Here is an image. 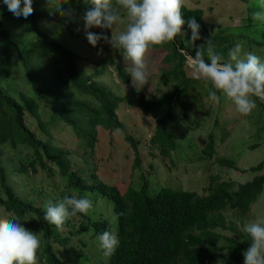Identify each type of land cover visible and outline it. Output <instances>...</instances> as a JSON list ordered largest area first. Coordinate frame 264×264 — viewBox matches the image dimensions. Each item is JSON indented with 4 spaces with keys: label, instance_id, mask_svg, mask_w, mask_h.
I'll list each match as a JSON object with an SVG mask.
<instances>
[{
    "label": "trees",
    "instance_id": "obj_1",
    "mask_svg": "<svg viewBox=\"0 0 264 264\" xmlns=\"http://www.w3.org/2000/svg\"><path fill=\"white\" fill-rule=\"evenodd\" d=\"M61 4L64 10L72 9L73 13H83L86 7L82 0H62ZM36 6L33 0V9ZM181 7L185 21L194 17L200 25L201 39L193 45L191 32L184 24V34L178 33L174 42L152 45L151 50H157L153 57L162 55L161 73L155 82L148 77V83L136 88L118 50H115L117 55L100 58L99 65L40 29L42 21L57 23L78 43L80 33L73 31L68 21L36 9L27 19L16 18L0 0V81L6 82L12 77L14 62L19 57L31 88V93H18L17 97H10L0 89V209L10 219L28 221L30 228H38L42 244L37 254L40 260L45 258L47 264H65L58 254L69 245L70 236L89 234L97 241L96 235L109 228L119 236L116 251L94 263L83 256L73 264H244L242 253L251 238L239 231L234 219L243 222L242 217L250 213L253 204L263 195L264 160L248 170H240L234 160L216 158V135L211 132L201 156L195 160L208 163L215 159V165L252 176L250 181L238 184L212 175L206 195L169 186L158 187L150 195V183L144 173L139 187L129 183L125 192L117 183L107 184L100 175L103 173V177L111 179L121 173L114 162V148H110L109 154L100 153L107 132L110 147H114L115 135L119 134L116 129L121 130L128 143L133 169L143 167L145 144L130 135L122 122L121 111L126 109L139 110L154 120L155 129L147 152L153 156L155 150L164 161L174 164L172 154L178 143L173 129L177 120L187 119L191 112L200 111V103L208 99V89L202 80L193 78L194 69L187 64L181 49L195 55V48L211 40L216 52L227 60L229 50L243 40L247 41L249 50L252 46L264 48V26L254 25L249 16L246 26L234 30L253 27L258 32L256 38L249 39L248 34H237L220 25L210 27L202 7L187 5L185 0ZM3 18L15 19L32 32L29 51L7 30ZM125 18L128 19L126 26L130 18ZM93 29L95 33L111 36L108 29ZM103 44L106 49L110 48L105 42ZM37 56L43 58L47 77L36 76L33 70L30 60ZM82 62L90 63L92 69L84 67ZM108 77L112 85L103 82ZM225 99L221 98L218 108H223ZM249 121L257 129L251 138L261 140L264 137V103L257 100ZM60 123L74 137L69 146L55 142V131ZM22 146L32 151L33 159L28 162L19 158L15 169L6 163L3 152ZM258 147L256 143L251 148ZM116 148L127 150L126 145ZM208 169L205 164L203 170ZM28 170L33 174L45 172L49 177H59L63 190L53 202L76 190L81 196H90L93 208L87 214L78 213L67 219L62 226L49 224L44 220L45 208L37 204L36 198L22 197L14 183V175L24 176ZM31 187V193L39 188L38 185ZM45 189L41 185L39 192L46 193ZM100 202L112 206L113 220L99 214ZM119 213L123 215L118 216ZM63 228L69 231H62Z\"/></svg>",
    "mask_w": 264,
    "mask_h": 264
},
{
    "label": "rangeland",
    "instance_id": "obj_2",
    "mask_svg": "<svg viewBox=\"0 0 264 264\" xmlns=\"http://www.w3.org/2000/svg\"><path fill=\"white\" fill-rule=\"evenodd\" d=\"M61 1L62 0H49L47 6L46 0H36L37 6L34 9L47 12L54 11L50 8L60 5ZM113 2H115V0H113ZM185 2L187 5L204 8L205 19L210 27L220 25L231 31L234 30V28H240L243 25L246 26L248 24L246 21L248 16V19H251L250 22H254L251 18V14L259 10L256 7L257 0H245L246 3L240 0H185ZM82 14L81 12L73 13L71 17H62L56 14L65 21L71 23L73 31L80 33L78 43H76L72 35L63 26L57 23L47 21V24H42L41 22L40 29L65 47L79 53L83 58H89L91 61L101 65L100 58L110 57L112 54L117 55L118 52L116 54L115 49L111 47L106 49L103 44L104 41H100L96 47L88 43L81 20ZM121 15L123 19L114 26L113 29L117 36L121 31L125 30V23L128 22V19L125 18L127 13L121 10ZM3 22L11 35L17 39L26 51H29L31 36H33L32 32H29L23 24L15 19L3 18ZM254 25L258 26L255 22ZM77 29H79V31H77ZM254 29L255 28L250 27L248 29H242L241 31H234L237 34H248L250 37L249 39H251L258 36V32ZM91 31L95 32V29H91ZM240 45H243L242 50L244 51H242V54L243 52H252L259 56L261 60H264V48L252 46L249 50L247 41L245 40H243L242 43L240 42ZM149 47L145 55L148 77L155 82L159 73H161L162 55L159 54L154 58L153 56L157 54V50H151L152 45H149ZM30 63L33 70L36 71V76L42 78L48 76V72L43 67V58L37 56L36 59L30 60ZM82 64H85L84 67L92 69L90 63L82 62ZM103 82L107 85H112L110 77L105 78ZM0 89L10 97H17L18 93H31L30 82L27 79L26 71L19 57L14 62L12 77L6 82L0 81ZM228 104H233L234 106H228ZM200 105V111H193L189 118H180L176 122L177 125L175 126L176 128L173 129V134L177 139L178 146L172 154L173 165L168 161H164L157 151H152L153 156L147 152L149 149V140L153 136L155 129L154 120L149 119L148 117L150 116L139 110L126 109L121 111V120L127 125L130 135H133L138 141L140 139L143 140L142 142L145 144L143 147L144 153H142V158L144 156L145 161L141 170H134V161L130 154L128 143L125 142L124 134L119 132V134L115 135L114 147H110L107 132L103 136V143L105 146L101 149L100 153L109 154L111 152L110 148H114L113 151H116L114 162L116 167L118 166L121 169V173L119 176L113 175L111 179H109V177H103V173H100L102 179L104 178L103 180L110 185L117 183L119 187H122L123 192H125L129 183L138 188L140 185V177L144 173L146 174V179L148 178L147 180L150 183V195H153L158 187L167 186L173 187V189L189 190L197 192L199 195H206L208 194L209 188L208 179L212 175H217L225 181L232 180L238 184H244L250 181L252 176L228 169L227 167L215 165V159L208 163L204 161L198 162L195 159L201 156V151L206 147L208 142V135L213 132L216 135V158L224 157L225 159L234 160L240 170H248L261 163L264 160V137L261 140L251 138L257 132V129L253 127L249 121V118L253 114V110L247 115L241 114L237 110L234 102L230 99L224 100L223 108H218L220 106L212 102L209 98L202 100ZM65 128L67 127L62 123L57 125L58 130L55 131V142L63 144L64 146H69L74 140V137L69 134V129ZM256 143L259 144V147L252 149L251 147ZM124 145H126L127 150L116 148ZM73 147L74 149L76 148L75 145H73ZM3 153L6 163L15 169L18 167L19 158L28 162L33 159L32 151L23 146L13 151H5ZM205 164L208 165L209 171L203 170ZM151 165L153 168H151ZM14 176V183L20 191V195L22 197H29V199L36 198L37 204L42 205L43 208H45V204L48 200L53 201L57 194H60L63 190L60 185L61 181L59 177H49L45 172L33 174L28 170V173L24 176ZM31 185H38L39 188L43 185L46 188V193H40L39 188L31 193ZM44 195L47 196L45 197ZM0 210V219L9 218L2 209ZM111 210L112 206L107 202H100L98 205L99 214L104 215L105 218H112ZM234 220L237 223L239 231H243L244 227L252 222H258L264 225V194L253 204L250 213L242 217L241 220L243 222L236 219ZM19 222L29 231L33 233L37 232V234L41 233L39 230V232L37 231L38 228L36 227L30 228L28 221H24L23 223L21 221ZM62 231L68 232L69 230L63 228ZM70 238L69 245L67 244L63 251L58 254L65 264L76 263L79 257L83 256L89 259L91 258V263L107 258L98 247V242L92 240L89 234H78L70 236ZM81 241H84L86 246H83ZM56 247L57 249L60 248L59 246ZM39 250H41V247L37 252ZM37 264H47L46 259L43 258L40 260L37 254Z\"/></svg>",
    "mask_w": 264,
    "mask_h": 264
},
{
    "label": "clouds",
    "instance_id": "obj_3",
    "mask_svg": "<svg viewBox=\"0 0 264 264\" xmlns=\"http://www.w3.org/2000/svg\"><path fill=\"white\" fill-rule=\"evenodd\" d=\"M3 5L16 18L27 19L33 14V0H2ZM85 11L81 16L85 37L88 43L96 47L100 41L118 50L125 70L136 88L148 83V71L145 55L149 45H161L165 41H175L187 24L191 32L190 40L201 39L200 25L194 17L185 21L182 18V0H82ZM48 6L49 0H46ZM259 9L251 14L252 20L264 25V0H257ZM49 15L71 17L73 10H64L63 4L50 8ZM121 10L127 13L130 22L117 36L113 29L122 19ZM2 16V13H0ZM42 21V24H47ZM93 28L111 30V36L95 33ZM79 31V29H77ZM102 51V49H101ZM236 44L228 52V59L218 54L208 40L195 48V55L181 53L194 71L193 78L202 80L208 89V98L220 103L221 98L230 99L241 114L247 115L257 107V100L264 103V60L252 52H243ZM207 57V59H205ZM152 119L151 117H148ZM116 129V132H120ZM264 194V193H262ZM93 208L90 196H81L76 190L62 199L48 200L45 204L44 220L51 225L62 226L67 219L78 213L87 214ZM123 215L119 213L118 216ZM114 217V219H117ZM94 231V230H93ZM243 231L251 238L243 251L244 264H264V225L258 222L247 224ZM41 233H33L21 225L18 220L0 219V264H37V250L41 247ZM98 247L105 256L113 254L119 247L118 233L106 229L96 235Z\"/></svg>",
    "mask_w": 264,
    "mask_h": 264
}]
</instances>
